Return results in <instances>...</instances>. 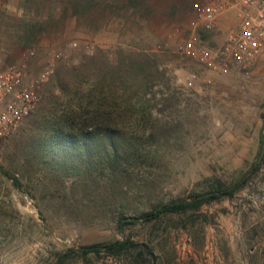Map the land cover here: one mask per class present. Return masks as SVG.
I'll return each mask as SVG.
<instances>
[{
    "label": "rangeland",
    "instance_id": "rangeland-1",
    "mask_svg": "<svg viewBox=\"0 0 264 264\" xmlns=\"http://www.w3.org/2000/svg\"><path fill=\"white\" fill-rule=\"evenodd\" d=\"M202 1L0 0V70L21 67L25 79L35 81L48 65L78 67L93 56L103 61L101 72L145 64L148 84L141 89L147 93L134 95L136 85L128 83L131 109L120 122L142 154L147 151L134 169V184L142 185L146 176L156 185L151 195H136L138 212L202 191L212 178L230 183L260 161L242 188L202 205L192 218L172 215L174 223L116 228L94 212L85 193L70 191L73 176L51 181L45 163L31 153L26 137L36 130L32 118L43 98L59 94L51 86L52 73L36 84L39 100L30 117L0 137V264H53L58 252L126 237L148 245L150 264H264V52L227 72L203 68L182 54L179 45L191 34L194 9ZM176 26L180 33L170 36ZM32 27L37 37L24 46ZM227 32L200 34L218 46ZM95 79L91 75L83 90ZM123 92L117 85L119 100ZM144 102L150 113L139 108ZM65 264L137 262L132 253H91L86 261L74 257Z\"/></svg>",
    "mask_w": 264,
    "mask_h": 264
},
{
    "label": "trees",
    "instance_id": "trees-1",
    "mask_svg": "<svg viewBox=\"0 0 264 264\" xmlns=\"http://www.w3.org/2000/svg\"><path fill=\"white\" fill-rule=\"evenodd\" d=\"M36 37V29H28L24 34V46H31ZM134 63L130 70L122 72L117 69L115 74L109 68L99 71L104 65L96 56L81 61L78 67L57 66L51 76V86H55L59 94L43 98L40 113L31 121L36 130L26 137L31 153L38 156L35 158L39 159V163H45L44 168L51 181L73 176L75 181L70 191L73 194L85 193L94 212L119 229L135 223H151L152 226L165 220L166 224L170 221L174 223L172 215L192 218L202 205L231 197L247 183L260 165L258 159L248 172L230 183L212 178L202 191L191 192L185 198L156 201L148 210L138 212L135 208L136 195L139 192L151 195L156 185L146 176L141 178L142 185L134 184V169L143 165L142 158L147 155H142L147 151L142 154L139 143L133 142L132 136L120 127L122 116L131 109L128 83L130 88L136 85L137 89L132 88L134 95L140 93L144 96L147 93L141 89L148 84L145 64L140 61ZM91 75L96 79L91 88L84 91L83 84ZM117 85L126 91L121 94L120 100L116 94ZM139 108L145 114L150 113L145 102L140 103ZM261 149L264 153V143ZM133 185L137 187V192L131 194L129 191ZM91 253L97 256L132 253L137 264H150L153 256L147 244L139 245L131 237H126L58 252L53 264H65L74 257L86 261Z\"/></svg>",
    "mask_w": 264,
    "mask_h": 264
},
{
    "label": "built area",
    "instance_id": "built-area-1",
    "mask_svg": "<svg viewBox=\"0 0 264 264\" xmlns=\"http://www.w3.org/2000/svg\"><path fill=\"white\" fill-rule=\"evenodd\" d=\"M226 13L236 25L228 29L220 45L210 46L200 32L216 31ZM190 25L191 34L181 40L179 49L203 68L221 72L241 69L264 52V0H204L195 7ZM180 31L176 26L169 35ZM61 58L58 52L56 59ZM53 72V66L48 65L39 80L27 81L24 68L9 66L0 70L1 138L9 136L30 116L39 100L36 84L46 81Z\"/></svg>",
    "mask_w": 264,
    "mask_h": 264
},
{
    "label": "crops",
    "instance_id": "crops-1",
    "mask_svg": "<svg viewBox=\"0 0 264 264\" xmlns=\"http://www.w3.org/2000/svg\"><path fill=\"white\" fill-rule=\"evenodd\" d=\"M232 22H234V20L232 19V16L231 14H224L221 18H220V21H219V25H218V28L215 32H219V34L221 36H223L225 34V32L227 31V29H229V26L232 25ZM219 40L217 41V44L216 45H220L221 43L219 41L222 40V38H218ZM220 43V44H219Z\"/></svg>",
    "mask_w": 264,
    "mask_h": 264
}]
</instances>
